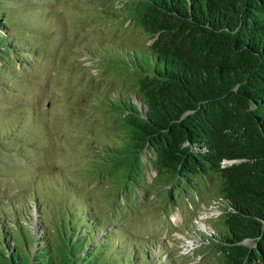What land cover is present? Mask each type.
<instances>
[{
	"label": "trees",
	"instance_id": "trees-1",
	"mask_svg": "<svg viewBox=\"0 0 264 264\" xmlns=\"http://www.w3.org/2000/svg\"><path fill=\"white\" fill-rule=\"evenodd\" d=\"M86 1L98 9L100 1ZM114 1L100 12L112 17ZM119 1L147 42L113 58L128 88L105 102L119 139L93 153L103 179H121L117 194L127 200L110 208L146 187L149 162L173 200L211 179L223 212L203 229L209 242L197 264H264V0ZM15 2L0 0V70L17 72L30 53L15 31L3 32ZM68 200L57 214L42 207L39 238L22 221L9 231L0 222V264H157L159 239L124 245L88 197Z\"/></svg>",
	"mask_w": 264,
	"mask_h": 264
},
{
	"label": "rangeland",
	"instance_id": "rangeland-1",
	"mask_svg": "<svg viewBox=\"0 0 264 264\" xmlns=\"http://www.w3.org/2000/svg\"><path fill=\"white\" fill-rule=\"evenodd\" d=\"M14 1L13 16L3 32L15 31L27 46L30 62H17V72L0 70V222L4 229L22 221L39 238L46 234L39 224L42 207L53 215L62 210L65 199L71 206L88 197L101 215L113 219L111 228L119 227L116 234L122 244L131 247L138 237L144 243L159 239L154 248L157 264H168L163 262L167 257L177 264L200 262L202 244L209 242L203 229L215 226L224 205L212 199L218 193L211 179L187 197L183 193L173 200L164 195L169 187L159 183L163 176L149 162L146 187L123 207L112 204L110 208V202L127 200L125 194H117L121 179H103L106 170L93 162L94 151L119 139L117 119L105 102H111L115 89L128 88L119 79L116 69H121L113 58L118 50L142 47L147 42L145 31L129 21L119 0L110 4L115 10L112 17L99 10L109 0H96L100 1L97 10L86 0ZM149 191L153 192L150 198ZM8 237L6 232L11 242Z\"/></svg>",
	"mask_w": 264,
	"mask_h": 264
}]
</instances>
